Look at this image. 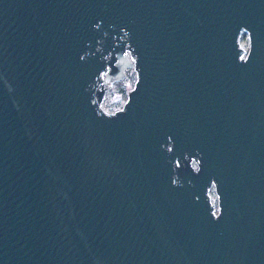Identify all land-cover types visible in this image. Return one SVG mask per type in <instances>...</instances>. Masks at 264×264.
<instances>
[{"label": "water", "instance_id": "obj_1", "mask_svg": "<svg viewBox=\"0 0 264 264\" xmlns=\"http://www.w3.org/2000/svg\"><path fill=\"white\" fill-rule=\"evenodd\" d=\"M0 264H264V0H0Z\"/></svg>", "mask_w": 264, "mask_h": 264}, {"label": "rangeland", "instance_id": "obj_2", "mask_svg": "<svg viewBox=\"0 0 264 264\" xmlns=\"http://www.w3.org/2000/svg\"><path fill=\"white\" fill-rule=\"evenodd\" d=\"M240 44L242 47H247V37L245 34H243L240 38ZM136 79V74L133 69H129L126 72V77L119 81L115 82L114 84L110 86H106V95L104 97V100L102 101V108L105 111H115L122 107L123 103L126 100L127 94L129 90L134 85ZM116 95H120V99L114 101L113 98ZM212 199H215V195L213 192H211Z\"/></svg>", "mask_w": 264, "mask_h": 264}, {"label": "built area", "instance_id": "obj_3", "mask_svg": "<svg viewBox=\"0 0 264 264\" xmlns=\"http://www.w3.org/2000/svg\"><path fill=\"white\" fill-rule=\"evenodd\" d=\"M127 72V71H126ZM126 77V76H125ZM105 95H106V93H105ZM105 97V96H104ZM101 106H102V104H101ZM107 112H113V111H107ZM211 199H212V195H211ZM215 200V199H214ZM213 199H212V201H214Z\"/></svg>", "mask_w": 264, "mask_h": 264}, {"label": "bare ground", "instance_id": "obj_4", "mask_svg": "<svg viewBox=\"0 0 264 264\" xmlns=\"http://www.w3.org/2000/svg\"><path fill=\"white\" fill-rule=\"evenodd\" d=\"M244 48V47H243Z\"/></svg>", "mask_w": 264, "mask_h": 264}]
</instances>
